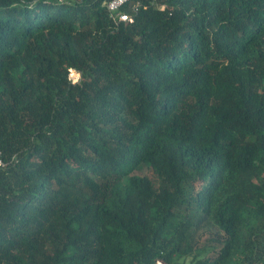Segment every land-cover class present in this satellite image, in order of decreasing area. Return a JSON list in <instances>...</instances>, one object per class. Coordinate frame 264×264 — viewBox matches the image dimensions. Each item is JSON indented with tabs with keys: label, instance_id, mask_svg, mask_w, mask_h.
Here are the masks:
<instances>
[{
	"label": "trees",
	"instance_id": "1",
	"mask_svg": "<svg viewBox=\"0 0 264 264\" xmlns=\"http://www.w3.org/2000/svg\"><path fill=\"white\" fill-rule=\"evenodd\" d=\"M107 1L0 0V264H264V0Z\"/></svg>",
	"mask_w": 264,
	"mask_h": 264
},
{
	"label": "built area",
	"instance_id": "2",
	"mask_svg": "<svg viewBox=\"0 0 264 264\" xmlns=\"http://www.w3.org/2000/svg\"><path fill=\"white\" fill-rule=\"evenodd\" d=\"M128 0H109L105 3L106 10L108 11L109 18L115 23L130 22L132 17L130 14L121 12V8L127 4ZM139 4L132 7V12L136 13ZM75 83V82H72ZM4 167V162L0 158V170ZM156 264H161L160 261H156Z\"/></svg>",
	"mask_w": 264,
	"mask_h": 264
},
{
	"label": "rangeland",
	"instance_id": "3",
	"mask_svg": "<svg viewBox=\"0 0 264 264\" xmlns=\"http://www.w3.org/2000/svg\"><path fill=\"white\" fill-rule=\"evenodd\" d=\"M79 74L76 73L75 71H70L69 73V79L71 80V82H77L79 80Z\"/></svg>",
	"mask_w": 264,
	"mask_h": 264
}]
</instances>
